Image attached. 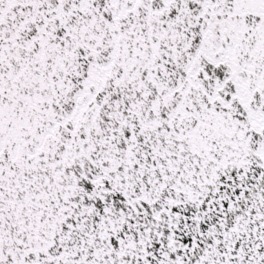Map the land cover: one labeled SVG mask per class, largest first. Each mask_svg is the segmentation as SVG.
Masks as SVG:
<instances>
[{"label": "snow or ice", "instance_id": "obj_1", "mask_svg": "<svg viewBox=\"0 0 264 264\" xmlns=\"http://www.w3.org/2000/svg\"><path fill=\"white\" fill-rule=\"evenodd\" d=\"M0 264H264V0H0Z\"/></svg>", "mask_w": 264, "mask_h": 264}]
</instances>
